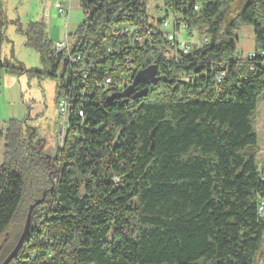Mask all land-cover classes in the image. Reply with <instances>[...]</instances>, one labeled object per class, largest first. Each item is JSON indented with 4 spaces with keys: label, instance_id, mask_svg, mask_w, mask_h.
Returning <instances> with one entry per match:
<instances>
[{
    "label": "trees",
    "instance_id": "1",
    "mask_svg": "<svg viewBox=\"0 0 264 264\" xmlns=\"http://www.w3.org/2000/svg\"><path fill=\"white\" fill-rule=\"evenodd\" d=\"M236 1L164 0V19L151 24L144 0H80L85 21L56 59L44 24H33L27 46L37 47L43 62L51 57V77L62 65L58 99L70 94L68 128L49 156L37 130L9 122L0 169V264L44 194L10 264H259L264 0L233 16ZM170 15L209 43L190 54L172 46L163 27ZM123 26L137 30L142 43L115 37ZM4 27L0 0V71H12L1 60ZM243 27L254 31L255 58L238 54ZM77 54L81 61L71 65L69 55ZM151 66L160 82L148 96L122 97L127 89L116 85L127 76L132 85ZM107 77L114 85L97 88Z\"/></svg>",
    "mask_w": 264,
    "mask_h": 264
},
{
    "label": "rangeland",
    "instance_id": "2",
    "mask_svg": "<svg viewBox=\"0 0 264 264\" xmlns=\"http://www.w3.org/2000/svg\"><path fill=\"white\" fill-rule=\"evenodd\" d=\"M57 0H2L4 11L5 41L1 49V60L12 67V71L1 70L0 77V169L4 163L5 134L11 120L25 122V129L37 130L36 141H42L44 152L55 154L56 148L63 146L67 130L63 129L58 113L62 65L57 76L48 73L53 68L51 57L43 62L37 47L27 46L33 24H44L46 39L55 46L65 42L66 36L74 34L85 21L80 0H71L69 19L62 17L56 8ZM151 24L164 19V0H144ZM252 0H237L233 16ZM170 17H172L170 15ZM199 36V33L195 31ZM185 42H193L189 31L182 33ZM200 37V36H199ZM238 54L247 58L255 53L256 43L251 27H243L237 32ZM264 101L259 100L257 114V136L260 153L258 166L264 168ZM259 255V264H264V242Z\"/></svg>",
    "mask_w": 264,
    "mask_h": 264
},
{
    "label": "built area",
    "instance_id": "3",
    "mask_svg": "<svg viewBox=\"0 0 264 264\" xmlns=\"http://www.w3.org/2000/svg\"><path fill=\"white\" fill-rule=\"evenodd\" d=\"M56 8L58 10V13L62 16V17H67L69 19L70 16V12H71V8L69 7L68 4H70L71 0H57L56 1ZM194 11L198 12L201 8V3L196 2L193 6ZM163 27L165 30H167L166 32V39L167 41L172 45L177 47L178 50L182 51L184 54H190L191 51L193 50V48L195 46H203V45H207L209 43V39L208 38H203L201 39L196 33L195 31L192 32V35L190 36L191 38H193V42L188 43L185 42L182 36V33L184 30H187V26L184 23H178L177 22V18L171 17L167 20H165ZM137 33L138 31L135 30L134 28H130V27H118L116 29L113 30V35L115 37H119V36H125L127 38L129 37H134L135 38V42L141 44L142 43V39L137 37ZM71 46L70 40H69V35L66 36V40L65 42L62 43H57L55 46V59L58 57V54L69 50ZM250 58H255L256 54L252 53L249 55ZM69 63L71 65L77 64L81 61V55L77 54L75 56H70L69 55ZM126 66H128V70H129V60H127L126 62ZM74 73V72H73ZM86 75H84V77H86ZM225 77L224 73H221L220 75H218L217 77V81L221 82ZM191 78V76L187 77V80H189ZM113 80L111 77H107L105 78L102 82L97 84V88H101L103 90H108L111 86H113ZM131 86V84L129 83V76H127L126 78L123 79V81L116 85V88L118 90H120L121 92L125 91L126 89H128ZM84 94H82L83 96ZM70 94L67 92H64L63 95L60 97L59 102H58V113H59V117L61 119V125L63 127V129L67 130L68 128V120H69V110H70V106H71V102H70ZM80 116L83 117V114L80 113ZM260 214H264V202L261 203L260 206Z\"/></svg>",
    "mask_w": 264,
    "mask_h": 264
},
{
    "label": "water",
    "instance_id": "4",
    "mask_svg": "<svg viewBox=\"0 0 264 264\" xmlns=\"http://www.w3.org/2000/svg\"><path fill=\"white\" fill-rule=\"evenodd\" d=\"M159 82H160V78L158 77V67L151 66L137 73L133 81V84L123 93L122 97H125V96L131 97L132 95L135 94L133 96L135 99L146 98L149 94V87L157 86ZM139 85H143L145 86V88L141 91H138L137 87ZM153 135L154 133L152 134V139H153ZM46 197H47V194H44L40 200H37L34 204L30 206L23 234L18 244L16 245L15 249L13 250V252L10 254V256L7 258V260L3 264H10L19 254L30 231L32 213L35 210V208H37L38 206L44 203Z\"/></svg>",
    "mask_w": 264,
    "mask_h": 264
},
{
    "label": "crops",
    "instance_id": "5",
    "mask_svg": "<svg viewBox=\"0 0 264 264\" xmlns=\"http://www.w3.org/2000/svg\"><path fill=\"white\" fill-rule=\"evenodd\" d=\"M68 35H70V34L68 33ZM0 77H1V71H0ZM263 101H264V100H263ZM258 103H259V102H258ZM261 113L264 114V110H262ZM261 141L264 142V138H263Z\"/></svg>",
    "mask_w": 264,
    "mask_h": 264
},
{
    "label": "flooded vegetation",
    "instance_id": "6",
    "mask_svg": "<svg viewBox=\"0 0 264 264\" xmlns=\"http://www.w3.org/2000/svg\"><path fill=\"white\" fill-rule=\"evenodd\" d=\"M140 86V85H139ZM139 86L137 87V89H139ZM135 95V94H134ZM134 95H132L131 97H133ZM127 99H129L130 96H125Z\"/></svg>",
    "mask_w": 264,
    "mask_h": 264
}]
</instances>
